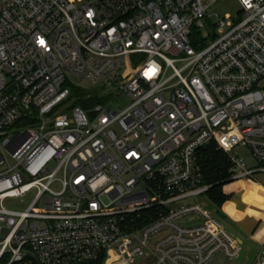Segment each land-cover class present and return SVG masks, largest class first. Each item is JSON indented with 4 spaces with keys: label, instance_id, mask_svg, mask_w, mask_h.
Returning a JSON list of instances; mask_svg holds the SVG:
<instances>
[{
    "label": "built area",
    "instance_id": "2783aa9c",
    "mask_svg": "<svg viewBox=\"0 0 264 264\" xmlns=\"http://www.w3.org/2000/svg\"><path fill=\"white\" fill-rule=\"evenodd\" d=\"M218 1L0 0V264L240 258L192 198L210 188L209 146L232 180L264 172V0H238L211 33Z\"/></svg>",
    "mask_w": 264,
    "mask_h": 264
},
{
    "label": "rangeland",
    "instance_id": "374dc122",
    "mask_svg": "<svg viewBox=\"0 0 264 264\" xmlns=\"http://www.w3.org/2000/svg\"><path fill=\"white\" fill-rule=\"evenodd\" d=\"M241 10L242 6L238 0H219L218 2L211 4V6L207 10L208 17L205 21L208 30L213 33V25L217 24L220 19H225L227 15L232 16L233 19L239 18ZM144 58L145 55H139L137 58H135L134 65H137V63ZM71 82L73 85L79 86L80 88L87 91H91L95 94H101L106 91V89L102 87V84H93L83 77L72 76ZM119 99L120 98L115 100L116 105L125 104L124 102L126 99L124 97L123 99ZM74 104H76L74 99H70L63 105L62 108H60L56 112L55 116L63 114V112H68V108ZM241 151L242 154L245 156L249 167L260 166V164L250 156L247 150ZM238 182L240 187L238 189L239 198L237 199V201H235V204L237 203L236 206L240 207L242 205L241 201L243 203L249 202L253 214H256V210L260 213V206L263 207V205L259 201V197L264 196V172H259L255 175L241 179ZM53 188L59 190L61 187L60 184H54ZM31 197L32 195H30L25 202L11 201L8 203V205L17 210H25L31 202ZM192 200L200 203H206L207 210H209L215 215H220V213L218 212V208L209 200L206 195H201L196 198H192ZM227 204L232 203L229 202ZM223 209L221 210V214L224 215L223 218H221L222 222L230 230V232L237 235L238 230L236 226L233 224V222H231L230 217ZM237 217L240 218V214H238ZM258 253L259 250L255 247L252 248L251 252H248L247 249H245L242 252L240 258H238L234 262L230 261L224 254L218 253L209 264H254L257 260ZM138 264L146 263L141 262Z\"/></svg>",
    "mask_w": 264,
    "mask_h": 264
},
{
    "label": "trees",
    "instance_id": "16d2710c",
    "mask_svg": "<svg viewBox=\"0 0 264 264\" xmlns=\"http://www.w3.org/2000/svg\"><path fill=\"white\" fill-rule=\"evenodd\" d=\"M79 103L84 107L87 106V102L82 98ZM203 152L202 163L207 183L210 186L207 196L221 214V210L238 191L239 184L238 181L232 180L231 162L223 151L215 146H209Z\"/></svg>",
    "mask_w": 264,
    "mask_h": 264
},
{
    "label": "crops",
    "instance_id": "0c3cea01",
    "mask_svg": "<svg viewBox=\"0 0 264 264\" xmlns=\"http://www.w3.org/2000/svg\"><path fill=\"white\" fill-rule=\"evenodd\" d=\"M238 198L239 194L237 191L234 197L229 201L232 204H227L223 210L227 213L231 222H233L238 230L235 236L243 246V251L247 249L248 252H251L252 248L255 247L260 253V250L264 247V196L259 197V201L262 203L263 207L260 206V213L256 210V214H253L249 202L243 203L241 201L242 205L240 207L236 206L237 203L235 204V201H237ZM238 214H240V218L237 217Z\"/></svg>",
    "mask_w": 264,
    "mask_h": 264
},
{
    "label": "water",
    "instance_id": "95a60500",
    "mask_svg": "<svg viewBox=\"0 0 264 264\" xmlns=\"http://www.w3.org/2000/svg\"><path fill=\"white\" fill-rule=\"evenodd\" d=\"M223 216H224L223 214H220V217H221V218H223Z\"/></svg>",
    "mask_w": 264,
    "mask_h": 264
},
{
    "label": "snow or ice",
    "instance_id": "6c2138e0",
    "mask_svg": "<svg viewBox=\"0 0 264 264\" xmlns=\"http://www.w3.org/2000/svg\"><path fill=\"white\" fill-rule=\"evenodd\" d=\"M41 43H43V41H41Z\"/></svg>",
    "mask_w": 264,
    "mask_h": 264
}]
</instances>
